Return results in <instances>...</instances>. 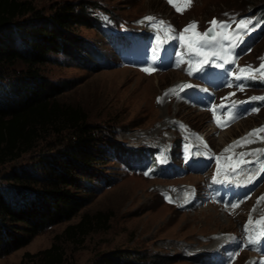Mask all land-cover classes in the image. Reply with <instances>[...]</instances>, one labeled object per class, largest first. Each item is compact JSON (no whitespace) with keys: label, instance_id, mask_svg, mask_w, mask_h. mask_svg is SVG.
<instances>
[{"label":"rangeland","instance_id":"obj_1","mask_svg":"<svg viewBox=\"0 0 264 264\" xmlns=\"http://www.w3.org/2000/svg\"><path fill=\"white\" fill-rule=\"evenodd\" d=\"M27 1L44 16L66 3L90 2L96 5L87 8L94 22L75 24L70 29L71 34L86 42L89 52H80L82 61L61 52L52 53L50 61L41 66L40 72L44 78L63 88L62 100L85 108L89 122L101 139L99 158L107 154L109 161L96 164L92 174L86 171L92 176L90 180L86 177L82 180V184L90 187V194L85 193L89 201L70 220L48 225L35 233L28 232L23 223H17L20 229L15 233L25 238L26 243L0 256V264H40L37 254L54 242L64 253L63 264H96L110 253L121 254L123 259L127 258L122 260L123 263L133 264H205L201 259H212V255L216 256L218 264L264 263L263 258L256 257L253 245L248 247L243 243L249 219L254 220L264 213V200L257 202L258 198L264 197V180L248 199L237 202L239 207L235 209L211 200L203 191L218 169L215 155L219 157L228 145L264 126V107L231 127L215 129L209 111L194 101L209 96L189 75V62L193 68L197 67V56L190 53L186 42L179 38L183 29L193 21L197 22L196 31L200 33L205 32L213 18L231 23V29L236 28L237 22L246 16L254 15L256 11L264 13V0H192L191 6L182 12L177 11L169 0ZM177 6L185 8L182 0H177ZM104 15H109L117 29H125L133 35L148 34L143 40L153 32L165 33L170 25L173 35L169 39H175L173 47L176 42L183 53V64L151 73L124 64L110 37V27L105 29L102 23ZM145 17L155 19L148 21ZM160 21L164 24L161 25ZM101 26L104 27L102 30ZM184 35L191 36L192 32ZM18 42L16 38L17 46ZM136 43H140V37L136 38ZM226 59H229V53ZM263 59L264 31L238 56V66L253 69ZM210 60L213 59L209 57ZM19 67L11 68L7 72L9 75L0 80V91L4 90V96L13 82L21 77L17 73ZM185 84L195 89L192 95L181 90L180 86ZM222 91L219 95L223 97L232 93ZM258 92L237 90L233 96L246 97ZM158 98H161L160 102ZM261 136L264 132L249 138L254 143L235 147L233 151L261 147L264 143L259 138ZM182 139L190 140L197 150L198 155L195 153L192 159L194 164L207 162L210 154L208 171H190L182 163ZM116 145L123 150L150 146L158 149L170 145L178 151V157L172 162L174 174L151 176L143 171H127L124 163H131L130 154L136 160L138 156L134 154L139 150L119 156ZM205 150L208 153L204 154ZM33 155L27 154L16 162L0 166V187L6 186L3 177L7 172L21 166L30 167ZM146 155L144 152L141 159ZM116 156L122 160L118 161ZM164 192L174 202L166 200ZM97 211L110 212L106 229L90 232L79 242L56 238L68 224L77 223L84 212Z\"/></svg>","mask_w":264,"mask_h":264},{"label":"trees","instance_id":"obj_2","mask_svg":"<svg viewBox=\"0 0 264 264\" xmlns=\"http://www.w3.org/2000/svg\"><path fill=\"white\" fill-rule=\"evenodd\" d=\"M89 6L96 5L66 3L44 16L30 1L0 0V80L11 68L21 66L17 72L21 77L10 91L5 96L0 91V166L34 154L30 167L14 168L3 177L0 256L26 243L15 233L20 229L17 223L35 233L70 220L89 201L85 193L91 190L82 184L83 178L90 180L95 165L109 161L107 154L99 158L101 139L85 108L62 100L63 88L40 72L52 53L81 59L82 50L89 52L86 42L70 32L75 24L94 22ZM115 147L119 156L128 154ZM110 217L107 211L84 212L56 238L79 242L90 232L106 229ZM121 256L110 253L96 264H133L123 263L127 258ZM37 257L40 264H63L65 260L57 242Z\"/></svg>","mask_w":264,"mask_h":264},{"label":"snow or ice","instance_id":"obj_3","mask_svg":"<svg viewBox=\"0 0 264 264\" xmlns=\"http://www.w3.org/2000/svg\"><path fill=\"white\" fill-rule=\"evenodd\" d=\"M182 2L185 4V8H180L177 6V0H169V3L172 4L174 7H176V10L179 12H182L186 10L187 7L191 6L192 0H182ZM154 17H145V20L151 21L154 20ZM161 25L164 24L163 21L159 22ZM251 23L250 20L241 19L237 22L236 28L233 30L231 29V25L226 21H218L216 18H213L212 21L209 22L210 27L203 33H200L196 31L198 28L197 22L193 21L189 25H187L183 32L180 34L179 38L182 41H185L187 44V47L189 49L190 53H193L197 56L196 64L197 67L193 68L191 66V61L189 62V75H192L194 72H198L202 69L203 65L209 62V57L213 58H219L224 61V63H228L229 61L226 59L227 54L230 52L231 47H235L236 44L233 43V41H236V43H239V37L240 35L248 30V26ZM169 30L171 31V26H167ZM192 32L191 36L186 37L184 34ZM227 45V47H226ZM234 63V60L231 61ZM224 63L216 64V67L223 68ZM145 72L151 73L155 69L153 68H144L142 69ZM256 71H264V64L260 65L259 69H251L250 66H244L239 69V72L241 75H235V79H254L256 78L254 75H249L251 72ZM192 87L190 84L181 85V90ZM171 91V90H170ZM165 95H168L166 93ZM229 95H234V93H231ZM224 99H227L225 97ZM264 99V97L259 98ZM161 101V98H158V102ZM219 107L224 108L226 105H220ZM213 116H214V122L217 124L218 127H226L228 123H230L231 120L235 119V113H232L230 116H228L227 122H222L221 119L217 118L216 112L217 107L213 106ZM231 111V110H229ZM253 111H258V109H253ZM224 115H227L225 113ZM264 132V126H261L259 129H253L251 132L246 134L245 137L239 138L237 141H234L232 144L228 145L225 149V153H231V155L217 157V160L219 161L221 158L225 161V170L230 172H236L240 167H242L243 164L249 163V161L245 160L244 157L246 153H235L233 149L235 147H244L247 144L254 143L253 140L249 139L252 136H258L259 133ZM261 140H264V136L259 137ZM250 154V153H249ZM235 161V163H233ZM262 170H264V167H262ZM221 169L218 167L217 174H219ZM146 175L148 173H145ZM227 179V176L225 177ZM260 200H264V197L258 198V203ZM169 202H171V199L169 198ZM231 208L235 209L239 207V203L237 204H231ZM258 224L260 225L259 232L260 237L259 239H264V216H261L258 220L253 221L249 219L248 224L245 225V229L247 231L248 225L251 224ZM249 244H256L259 242L258 239L254 238V236L249 237Z\"/></svg>","mask_w":264,"mask_h":264},{"label":"bare ground","instance_id":"obj_4","mask_svg":"<svg viewBox=\"0 0 264 264\" xmlns=\"http://www.w3.org/2000/svg\"><path fill=\"white\" fill-rule=\"evenodd\" d=\"M185 92H186V94H188V95H192L194 92H195V89L194 88H192V87H188V88H185V89H183ZM231 127V126H230ZM197 154V153H196ZM198 155V154H197ZM196 156V155H195ZM253 259V258H252ZM251 261H249L247 264H249Z\"/></svg>","mask_w":264,"mask_h":264}]
</instances>
